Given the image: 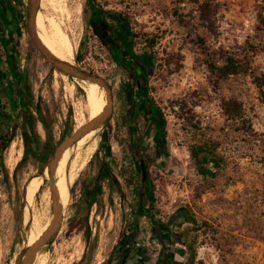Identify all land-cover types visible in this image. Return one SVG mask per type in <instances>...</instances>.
Masks as SVG:
<instances>
[{"label": "rangeland", "instance_id": "obj_1", "mask_svg": "<svg viewBox=\"0 0 264 264\" xmlns=\"http://www.w3.org/2000/svg\"><path fill=\"white\" fill-rule=\"evenodd\" d=\"M46 1L47 6L42 9L40 3V11L48 27L54 21L70 37L75 48L73 63L105 77L114 92L111 120L79 151L72 184L60 200L64 211L61 229L45 247L46 264H79L86 253V264H101L111 256L122 236L130 234L121 199L117 197L114 203L109 200V182L102 190L103 200L89 209L90 240H85L81 223L87 213V193L96 187L103 160L115 166L116 181L127 195L125 205L134 198L135 192L125 184L124 177L137 171L123 149L127 140V97L136 87L126 77L124 68L113 60L103 37L97 33L100 29L92 26L89 0ZM207 1L217 6L211 28L201 21L198 12L199 5ZM96 4L103 11L122 13L128 19L129 38L135 54L149 69L148 87L163 121L167 166L165 171L154 167L151 170L158 175L154 177L158 218L162 231L169 233L167 237L150 238L142 257L165 264L168 247L167 264L187 261L188 250L182 236L188 234L191 224L185 222L186 209L187 217L199 223L201 229L192 234L197 236L195 264H264V51L252 60L255 76L220 80L208 68L201 46H223L237 54H244L249 43L263 46L260 17L264 18V0H96ZM108 19L105 31L120 30V23L111 16ZM0 33V129L11 137L0 164V264H15L27 242L23 227L25 187L47 166L39 170L29 160L16 171L24 156V133L31 137L34 130L42 143L47 140L38 121L41 110L58 142L68 125H72L73 133L81 123L89 122L90 114L79 80L52 69L32 45L24 24L14 32ZM2 39L12 45L13 56L20 59L22 86L7 61ZM146 39L157 42L152 49L156 59L151 58ZM177 67L179 71L172 73ZM228 99L244 104L251 130L245 132L238 123L229 126L225 122L220 105ZM23 101L29 111L26 120L21 118ZM2 121L7 125H2ZM195 136L212 137L221 144L219 152L225 164L214 179H203L195 169L189 151ZM104 137L110 145L106 158L101 148ZM14 141L20 145L19 156H11ZM49 186L50 180H46L30 206L32 212H47L43 232L54 217L53 201L43 199L45 193L51 192ZM131 207L127 223L134 219L135 208ZM71 225H75L73 229ZM139 225L148 229L150 222L142 217ZM133 255L135 252L131 258Z\"/></svg>", "mask_w": 264, "mask_h": 264}, {"label": "trees", "instance_id": "obj_2", "mask_svg": "<svg viewBox=\"0 0 264 264\" xmlns=\"http://www.w3.org/2000/svg\"><path fill=\"white\" fill-rule=\"evenodd\" d=\"M19 7L17 9V12H20V7L23 5V0H16ZM89 12L88 15L90 18H92V26L94 24V21L97 19L101 20L105 23V26L107 27V21L106 16H111L114 20H119L122 23H124L125 26L129 27L128 19L123 17L122 13H112L103 11L99 5L96 4V0H89ZM0 4L3 6L5 10H7L8 16L4 15L3 21L6 24V27L10 29L11 31H16L17 25L14 22L13 24H10L11 16L10 14L12 12H16L15 8L11 5H8V0H0ZM199 16L201 18V21L207 22L209 25V28L214 24V18L217 14V6L211 4L209 1L204 2L199 5L198 8ZM6 17V18H5ZM101 18V19H100ZM260 22L264 26V18L260 17ZM4 24V25H5ZM129 30V29H128ZM114 38L112 36H109L108 42L113 43ZM4 43V47L8 49V45L6 44V41L2 39ZM148 49L150 50V56L152 59H156V53L152 52V49L156 45V41L154 39H146ZM264 44V40H263ZM203 54L205 56V61L208 66V68L211 70L213 74H215L218 79L220 80H226L231 77L241 76V75H250L255 76L256 72L253 69L252 66V60L253 58L261 51H264V45L263 46H255L248 44V47L246 49V52L244 54H237L233 51H230L229 49H226L223 46L219 47H209L205 46V44H202ZM7 55V61L10 65V67L14 71V76L17 77V80L19 82L18 85L22 86L23 82V74L20 71V59L17 56H13L12 49L9 48L7 52L5 53ZM121 58V57H120ZM78 59V57H77ZM123 59V58H121ZM120 59V60H121ZM52 67V66H51ZM180 67H177L173 69L171 72L176 73L179 71ZM53 70H55L52 67ZM131 70V68H130ZM131 72V71H130ZM0 74H2V71H0ZM150 72L147 73L146 79H145V89L144 94L146 96V101L155 104L151 97L150 89L148 87V81L147 77L149 76ZM17 85V86H18ZM221 110L224 115L225 122L229 124H239L240 128L246 132V130H251L252 125L251 121L246 113V109L244 107V104L236 99H228L223 100L221 102ZM181 109L183 107H180ZM20 109L22 111L21 118L23 120H26L28 115V107L27 104L23 101L20 105ZM39 113V122L41 123L46 135L47 140L45 142H41L39 137H37L35 131H32V136L30 137L28 133L25 131L24 133V156L21 162L17 165L16 171L21 168L24 163L30 160L31 164L35 166L37 169L42 170L44 167L49 163V161L53 158V155L55 153L56 147L59 145V143L64 140L66 137L70 136L72 134V125H68V127L64 130L60 141L55 142L53 138V133L51 130V125L47 121L46 117L44 116L43 112L40 110ZM2 125H7L6 121H2ZM194 127L197 128L196 125ZM264 137V135H263ZM11 141V137L8 132L4 131L3 129H0V164L2 160V155L4 151L9 147ZM264 145V140L261 141ZM101 148L105 151V158L110 155V145L109 141L106 137H104V140L101 144ZM219 141H216L212 137H204V138H197L196 136L191 141V145L189 146V151L191 154V157L195 164V169L197 173L205 180L214 179L217 177L219 171L222 169V166L225 164L224 156L219 152L220 148ZM263 167H264V159H263ZM1 166V165H0ZM101 175L100 179L102 181L100 185L99 192H93L89 191L87 193V202H86V209L87 213L86 216L83 219V223H81V228L84 230V238L85 240H90L92 236V231L88 225V213L89 209L93 207V205L97 204L101 200H103L102 197V190L106 184V182H109V186L111 187V194L109 195V200H111L113 203L115 202V199L119 197L121 199L122 205L121 207L124 210V221L127 225V231L130 233L129 235L125 234L122 236L120 241L118 242V246L114 249L113 253L109 258H106L101 264H131V254L134 251V243L138 237V234L140 233L138 230L139 221L142 217L147 216L148 213H146L143 209H140L136 211V208L139 207L138 200L142 197L150 198L151 201H154V195L147 194L143 195L142 192H140L141 187L139 185L138 178H135L134 176L124 177L125 184L128 185V187L135 192L134 198L130 200V203H128V206L125 205V200L127 199V195L122 192V188L120 185V182L116 181L117 176L114 172L115 166L108 162L104 161L101 163ZM136 203L135 205H132ZM135 208V214L134 219L131 223H127V217L129 216V209ZM186 209H183L184 217H186V221L191 224L190 230L187 231V235L182 236V241L186 245L188 250V258L187 261L184 264H195L197 259V251L195 247V241L197 236L193 235L195 232L200 231L199 223H197L194 219H191L187 217V213L185 214ZM75 225H71L70 229H73ZM88 257V253L84 255L81 262L79 264H86V260Z\"/></svg>", "mask_w": 264, "mask_h": 264}, {"label": "flooded vegetation", "instance_id": "obj_3", "mask_svg": "<svg viewBox=\"0 0 264 264\" xmlns=\"http://www.w3.org/2000/svg\"><path fill=\"white\" fill-rule=\"evenodd\" d=\"M8 5L13 6L16 10V12H12L10 14V24L15 22L17 28L21 27L23 24L25 26L26 1L23 0L20 12H17L19 5L16 0H8ZM108 17L109 16H106V21H108ZM116 21L121 25L120 30L117 31H105V23L97 18L94 21L93 27L95 29H100V32L97 33L103 37V41L107 44L113 60L124 68L126 77L131 79L136 87L135 92L127 97V109L124 118L127 140L124 143L125 149L123 150L127 152L134 164V168L137 171V173L133 176L140 179L139 185L142 186L140 192H142L143 195L151 193L154 195V177H157L158 175H153L151 169L154 167L160 172L163 170L165 171L167 166V146L164 137L163 121L158 107L147 102L144 94V89L146 87L145 79L149 69L141 62L140 57L135 54L133 42L129 38L130 31L127 29V26L119 20ZM109 36L114 38V40L112 39L114 41L113 43L108 42ZM143 165L146 172L145 178L143 177ZM102 181L99 178L95 189H92L91 191L99 192V187ZM138 201L139 207L136 208V211L143 209L146 213H148V215L144 217H146V219L150 222L149 227H151L152 239H156L157 233H159L163 224L158 218L155 207V196L154 201L145 197L140 198ZM137 231L140 233L134 243V247L136 246L138 254L140 252L142 254L143 251H145L144 245L142 246L145 237L142 238L140 235L147 236V232H142L140 225H138ZM139 245L140 247L142 246V248L138 247ZM141 254L139 256H142ZM135 256L133 255L131 260L134 259Z\"/></svg>", "mask_w": 264, "mask_h": 264}, {"label": "bare ground", "instance_id": "obj_4", "mask_svg": "<svg viewBox=\"0 0 264 264\" xmlns=\"http://www.w3.org/2000/svg\"><path fill=\"white\" fill-rule=\"evenodd\" d=\"M47 4L48 2L46 0H42L41 9L47 6ZM50 24H51L50 27H48V25L45 22L43 13L39 10L36 17V34L39 40L55 57H57L58 59L64 62L73 63L75 48L70 37L65 33L62 27L58 25L56 22L50 21ZM77 83H79V85L86 92V98L88 99V100L86 99V102L90 114L89 120L96 118L102 113L107 103L105 89L102 88L99 84L87 80H79V82ZM83 125L84 123H81L79 128ZM95 135H96V130L86 134L78 141L76 145L67 149L63 154L55 173V188L59 198V202L62 198V194H64L65 191L72 184L73 181L72 170L80 157L79 151H81L85 146V144ZM94 149L95 147L91 148L92 151ZM10 150H11V156L21 155L20 145L16 141H14L11 144ZM75 152H76V156L74 157ZM46 180H50L47 167L43 170L41 174H39L34 178H31L25 187V193H24L25 213H24V221H23V227L27 232V242L25 249L33 245L50 226L48 225L43 232V227L45 223L48 221V214L46 211L42 212L39 210L38 212H32L30 210V206L35 196L37 195V193L41 191L42 187L46 183ZM43 199L47 202H49V199L51 201L52 200L51 192L45 193ZM34 264H46L45 249H43L41 252L37 254Z\"/></svg>", "mask_w": 264, "mask_h": 264}, {"label": "water", "instance_id": "obj_5", "mask_svg": "<svg viewBox=\"0 0 264 264\" xmlns=\"http://www.w3.org/2000/svg\"><path fill=\"white\" fill-rule=\"evenodd\" d=\"M40 3L41 0H26L25 29L34 48L38 51L42 58L47 61L56 71L72 79L87 80L99 84L102 88L105 89L107 95V103L104 110L99 116L89 120L88 123L75 130L70 136L62 140L56 147L53 158L46 166L49 172L50 190L53 201V220L51 222V225L43 233V235L33 245L27 247L21 253V255L17 259L16 264H34L37 254L45 249V247L49 245L59 233L64 219V211L62 205L59 202V198L55 188L54 178L58 164L65 151L76 145L83 136L92 131L103 129L111 120L114 109V92L109 80L74 63H68L58 59L41 43L36 34V17L38 11L40 10ZM145 176L146 172L143 165V177L145 178Z\"/></svg>", "mask_w": 264, "mask_h": 264}, {"label": "crops", "instance_id": "obj_6", "mask_svg": "<svg viewBox=\"0 0 264 264\" xmlns=\"http://www.w3.org/2000/svg\"><path fill=\"white\" fill-rule=\"evenodd\" d=\"M4 15H6V16H8V14H7V12L5 11V9L3 8V6L0 4V32L1 31H4V32H6V31H8V30H10V29H8L7 27H6V24L4 23V21H6V20H4L3 21V17H4ZM6 18V17H5ZM109 20V19H108ZM114 20V19H113ZM115 21V20H114ZM5 24V25H4ZM1 34V33H0ZM1 36V35H0ZM12 47V45L10 44L9 45V47H8V49L7 48H4L3 50H4V53H6L7 52V50H9V48H11ZM2 53V51H1V49H0V54ZM163 230V226H162V228H161V232L159 231V233H157V238L158 237H162V235H165V237H167V235H168V233L169 232H166V231H162ZM143 231H145V232H147L146 234H147V236H144L145 238H144V242H143V244H142V246L144 245V250L145 251H143V253L141 254V252L138 254V250L136 251V246H135V250H134V252L136 251V258L135 259H132L131 260V262L130 263H132L133 262V264H161V263H158V261H156L155 262V260H151V261H148L147 259H145L144 257H142V256H145V253H146V246L148 245V243L150 242V238L152 239V232H151V227H149L148 229H142V232ZM141 232V233H142ZM149 232V233H148ZM142 246L140 247V245L138 246V247H140V248H142ZM137 247V248H138ZM166 249V252L167 253H165L166 255H167V257H166V259H165V257H164V261H163V263H165V264H167L166 262V260L169 258V256H170V253L168 252V247H166L165 248ZM133 252V253H134ZM142 255V256H139V255ZM171 256H172V254H171ZM162 259H163V256H162Z\"/></svg>", "mask_w": 264, "mask_h": 264}]
</instances>
